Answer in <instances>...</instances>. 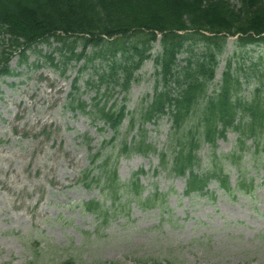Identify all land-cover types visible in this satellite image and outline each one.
<instances>
[{
  "label": "rangeland",
  "instance_id": "374dc122",
  "mask_svg": "<svg viewBox=\"0 0 264 264\" xmlns=\"http://www.w3.org/2000/svg\"><path fill=\"white\" fill-rule=\"evenodd\" d=\"M229 2L239 8L238 0ZM159 39L153 58L161 52ZM142 40L137 35L131 41ZM236 41L237 36L228 38L208 94L220 88L230 63L232 75L242 84L239 97L249 101L262 87V101L264 44L241 47ZM58 47L37 46L26 53L27 64H21L16 53L9 62L14 75L0 78V264H58L69 257L78 264H264V144L260 154L252 156L256 146L248 141L241 169L224 162L230 191L212 182L205 195L185 197V178L162 169L157 155L120 151L123 139L130 143L142 131L147 143L170 155L182 137L183 132L173 133L167 116L142 126L141 113L156 84L153 58L136 72L127 93L98 92L91 80L93 68L83 69V61L64 68ZM3 49L13 51L7 36L0 34V54ZM194 50L203 52L201 45ZM186 57L179 56L181 66ZM71 98L83 100L87 112L73 111ZM105 102L108 107L125 105L127 116L118 134L95 115L93 105ZM131 121L135 125L129 131ZM236 140L237 135L228 132L215 148L202 142L199 171L206 172L212 160L230 154ZM99 153L109 158L121 182L146 172L138 176L143 198L155 190L167 197L160 198V206L144 209L136 200L126 204L128 196L122 195L112 206L116 213L102 222L83 212V202L110 206L98 188L84 185L83 173H95L100 161L94 166L91 161Z\"/></svg>",
  "mask_w": 264,
  "mask_h": 264
},
{
  "label": "trees",
  "instance_id": "16d2710c",
  "mask_svg": "<svg viewBox=\"0 0 264 264\" xmlns=\"http://www.w3.org/2000/svg\"><path fill=\"white\" fill-rule=\"evenodd\" d=\"M238 1L239 8L229 0H0V34L7 36L13 49H3L0 54V76L14 75L9 62L15 53L21 64H27V52L56 43L64 68L81 61L83 69L93 68L91 80L97 83L98 92L118 89L127 93L136 72L153 58V45L160 35L161 52L153 58L158 69L154 96L141 113L142 126L169 116L173 133L181 136L183 132L182 137L175 140L170 155L147 143L142 131L130 143L123 139L120 151L157 155L162 169L186 177V196L206 193L212 181L230 191L228 174H224L221 163L227 161L241 169L243 153L249 150L247 141L257 148L252 155L260 154L259 147L264 144V99H259L262 87L251 100L240 98L242 84L238 77L234 78L228 63L222 85L213 95L208 94L228 37L237 36L235 43L241 47L264 44V0ZM137 35L143 40L131 41ZM198 45L202 53L194 50ZM183 53L187 57L181 66L179 56ZM49 61L53 64L54 60ZM258 81L263 79L258 76ZM69 105L73 111L87 112L88 105L80 98H71ZM107 105L108 102L101 107L100 103L93 105L95 115L113 134H118L126 118L125 105ZM189 123L193 124L185 133ZM134 125L131 121L129 131ZM228 131L238 135L235 150L212 160L205 173H197L201 143L215 148L217 139ZM115 140L113 135L112 142ZM97 161L100 164L95 173H83V183L87 188H98L110 206L92 200L80 205L83 212L106 221L116 213L112 206L122 195L128 196L126 204L136 200L141 207L158 205V191L142 197L139 177L121 183L108 157L97 154L92 166ZM62 264L77 263L67 260Z\"/></svg>",
  "mask_w": 264,
  "mask_h": 264
}]
</instances>
